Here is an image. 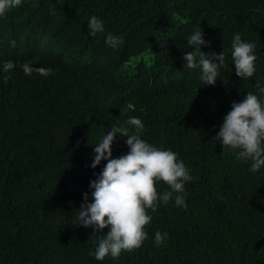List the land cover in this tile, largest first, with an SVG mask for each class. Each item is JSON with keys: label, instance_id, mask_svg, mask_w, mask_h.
Returning a JSON list of instances; mask_svg holds the SVG:
<instances>
[{"label": "trees", "instance_id": "1", "mask_svg": "<svg viewBox=\"0 0 264 264\" xmlns=\"http://www.w3.org/2000/svg\"><path fill=\"white\" fill-rule=\"evenodd\" d=\"M92 15L122 37L117 48L105 33L88 35ZM198 26L210 42L202 50L225 53L214 85L183 60ZM235 32L255 42L247 79L234 71ZM8 59L17 66L8 80L0 74V264H264V168L253 175L213 138L232 101L261 95L264 0H22L0 17ZM26 59L52 72L26 75ZM130 116L144 123L143 139L184 161L187 207L160 201L140 247L97 260L90 250L108 228L71 222L106 163L90 166L93 144ZM125 139L117 135L114 156L127 152ZM157 229L168 234L159 246Z\"/></svg>", "mask_w": 264, "mask_h": 264}, {"label": "clouds", "instance_id": "2", "mask_svg": "<svg viewBox=\"0 0 264 264\" xmlns=\"http://www.w3.org/2000/svg\"><path fill=\"white\" fill-rule=\"evenodd\" d=\"M22 0H0V17L16 8ZM87 32L90 36L105 33V43L115 49L122 42V37L105 32L101 18L92 15L87 21ZM187 50L183 52L185 67L200 69V78L205 85H214L218 78V69L225 63V53L204 52L202 46L210 42L205 39L201 26L187 34ZM15 46V40L9 42ZM255 42L244 40L239 32L231 39V57L234 71L241 79L252 77L256 71ZM17 62L8 59L0 62V74L8 80ZM26 75L33 72L47 77L51 67L35 65L30 59L19 64ZM257 93L247 91L239 101H232L230 109L224 114L222 122L214 137L223 150L235 152V158L249 164L248 170L255 175L264 168V83L256 81ZM131 126V127H129ZM144 123L137 116L128 117L124 123L117 122L106 131L94 145L90 166L101 170L89 183L90 191L83 193V199L73 215L75 226L92 227L97 232L105 227L108 231L98 236L94 250H90L97 260L106 256L117 258L121 251H131L142 245L148 237L146 225L152 217L147 210H155L158 203L174 200L177 207H187L184 185L192 176L178 153L163 146L157 147L142 138ZM120 134L128 146L127 152L113 155V143ZM162 180L169 186L168 191L158 194L155 182ZM175 194V195H174ZM91 196L92 199H89ZM167 232L157 229L154 232V243L159 246L167 237Z\"/></svg>", "mask_w": 264, "mask_h": 264}]
</instances>
